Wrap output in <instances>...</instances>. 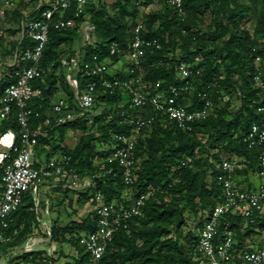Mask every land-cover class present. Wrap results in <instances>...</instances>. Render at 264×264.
Segmentation results:
<instances>
[{
	"label": "trees",
	"instance_id": "trees-1",
	"mask_svg": "<svg viewBox=\"0 0 264 264\" xmlns=\"http://www.w3.org/2000/svg\"><path fill=\"white\" fill-rule=\"evenodd\" d=\"M36 1L34 0L33 8ZM135 1L137 0H114L112 6L102 5L100 8H93L89 3L87 21L93 27V44L86 43L84 46L80 44L78 48L75 47L80 30L78 27L50 31L41 61L43 67L49 68V73L43 82L35 83L41 89L42 95L31 104L32 107L41 106V110L45 111L50 100L60 91L68 96L72 95L71 87L65 78L56 74L60 66L61 47H70L68 59L75 57L76 52L80 51L84 60H88L92 55L106 57L107 45L111 42L118 43L123 52L127 50L132 28L139 14ZM226 2L227 0H183L186 11L183 20L166 5L154 11L148 10L142 15L146 27L145 36L157 38L161 44L159 50L146 51L141 63L144 81L151 86L160 81L161 88L170 84L176 85L180 83L175 75L177 64L201 66V75L193 78L194 93L206 85L215 84L212 97L214 109L208 119L196 125L192 134L156 122L151 131L140 139L137 146L139 163L133 196H138L148 188H152L153 192L146 201L143 217L131 223L129 232L116 233L113 241L107 246L104 258L111 264H198L195 259L196 232H189L186 244H179L168 237L170 230L166 224L176 219V227H179L183 224V214L189 212L196 217L195 228L202 226L220 199L221 189L216 179L218 170L214 164L222 157L240 158L245 164V176L254 172L257 167L258 152L248 149L242 138L250 124L257 122L260 117L256 107L264 101V94L254 87L253 76L256 72V57H260L261 68L264 70V51L256 48V42L247 33L239 30L240 23L246 18L243 10L232 12L227 17L238 34L221 23H218L219 32L207 34V39L205 36L198 37L193 31L195 22L192 16L208 9L211 12L217 11ZM33 14L31 11L29 16ZM65 16L71 17L70 11ZM19 32L20 28L13 33ZM222 39V45L218 46L216 43ZM20 46L18 39L12 42L8 51L9 60ZM119 59L118 56L112 57L114 62ZM6 69L8 72L12 71L11 67L7 66ZM11 80L8 77L0 80V97ZM236 96L240 105L231 113L230 102ZM189 99L193 102L189 109L197 107L196 98ZM121 101L120 92L113 96L101 95L97 103L101 114L92 125L88 126L85 121L67 123L39 138L35 150L40 159L41 155L46 159L54 155L70 156L72 166L79 174L93 176V186L85 191L68 190L60 184L52 186L53 190L77 193L79 200L87 205H90L91 198L97 191L104 195L107 202L121 201L124 186L120 176L103 174L104 169L108 168L104 162L109 154L106 147L114 143L109 131L128 133L130 125L119 124L120 114L126 111L136 112L131 110L128 104L121 106ZM108 115H111V118ZM228 115H231L230 118L225 119ZM8 130L18 135L19 127L13 116L0 121V134ZM70 131L81 133L72 148L62 144ZM187 159L190 160L189 164L177 169L179 164ZM1 175L0 168V177ZM35 208L32 194L29 192L25 195L22 205L9 217V226L4 231L7 241L0 249L18 232L28 231L33 223H38ZM231 220L236 221L233 225L237 235V247H243L250 229L243 228L238 218ZM261 220L264 223V215ZM94 229L95 219L91 212L86 214L81 222L60 228L62 235H70L66 241L77 253L73 264H88V256L80 244V236ZM44 254L43 250H37L16 256L15 259L20 258L30 264H43L42 261H49L46 264L56 262L57 259Z\"/></svg>",
	"mask_w": 264,
	"mask_h": 264
},
{
	"label": "built area",
	"instance_id": "built-area-1",
	"mask_svg": "<svg viewBox=\"0 0 264 264\" xmlns=\"http://www.w3.org/2000/svg\"><path fill=\"white\" fill-rule=\"evenodd\" d=\"M89 3L90 0H37L33 16L20 26L17 39L21 46L16 48L8 63L12 71L7 70L0 78L12 79L0 97V121L13 116L19 127L18 135L11 130L0 134V247L7 241L4 231L9 226V217L22 205L25 195L31 193L35 184H60L62 188L74 191H85L93 186V176L79 174L72 166L70 156L54 155L42 161L36 155L35 147L41 136H47L67 123L85 121L88 126L92 125L101 114L98 97L120 92V105L128 104L136 112L120 114L119 124L130 125L128 133L109 131L114 143L106 147L109 154L104 162L108 168L103 174L119 175L124 193L121 201L107 202L100 191L95 192L88 205L95 219V229L80 236L88 264H111L104 258L107 246L116 233L129 232L131 223L143 217L146 201L153 192L148 188L133 196L140 139L156 122L192 134L196 125L213 112L215 84L206 85L194 93L193 78L201 75L202 67L185 63L175 66L179 84L161 88L160 81L155 86L144 81L141 63L146 51L159 50L161 44L157 38L145 36L143 13L166 5L183 20L186 11L183 0H137L135 6L139 14L127 50L123 52L118 43L111 42L107 45L106 57L92 55L88 60L77 51L71 59L74 63V78L70 84L72 95L60 91L50 100L45 111L41 106L32 107L31 104L42 95L35 83L43 82L49 73V68L43 67L41 61L50 31L78 27L84 35L82 46L95 43L91 37L93 27L87 21ZM11 6V0L1 4L0 16H4ZM68 11L71 17L65 16ZM115 56L120 58L119 61L112 60ZM255 65L254 87L264 94V70L260 57H256ZM111 68L115 71L111 72ZM189 97L196 98L197 107L189 109L193 104ZM256 112L259 120L250 124L242 138L248 149L258 152L255 171L245 176V164L235 156L222 157L214 164L218 170L216 179L221 195L197 229L195 259L198 264H264V223L261 220L264 215V101L258 104ZM189 161H182L177 169L186 167ZM231 218L240 219V225L250 229L243 247H237L233 225L236 221Z\"/></svg>",
	"mask_w": 264,
	"mask_h": 264
},
{
	"label": "rangeland",
	"instance_id": "rangeland-1",
	"mask_svg": "<svg viewBox=\"0 0 264 264\" xmlns=\"http://www.w3.org/2000/svg\"><path fill=\"white\" fill-rule=\"evenodd\" d=\"M6 0H0V5ZM11 9L5 11L4 16H0V78L7 72V66L10 62L8 51L11 49L12 42L19 37V33H13L28 19L33 10L34 0H11ZM114 0H90L93 8H100L102 5L112 6ZM112 14V8L109 9ZM243 10L246 18L240 23L239 30L247 33V35L256 42V48L264 51V0H227L226 4L220 6L217 11L211 12L209 9L192 16L195 22L193 31L198 37L207 34L219 32L218 23L228 26L233 30L232 23L228 22L227 17L232 12ZM227 37L224 38L226 40ZM222 40L216 44L222 45ZM84 42L82 30H79L78 39L75 47L78 48ZM209 45V44H208ZM60 66L57 68L56 74L62 75L70 85L73 81V66L70 55V47L65 45L59 49ZM65 63V64H64ZM64 64V65H63ZM115 68H111L114 72ZM227 100V98H225ZM238 97H233L230 102L229 112H234L239 107ZM230 113V114H231ZM231 115L225 116L229 119ZM80 132H68L64 139L63 145L73 147L77 143ZM44 155H41L43 161ZM45 183L37 185L40 203L35 208L38 223H33L28 231L18 232L11 241L0 249V264H30L16 256H21L26 252H35L43 250L44 256L57 259L54 264H73L77 255L74 248L68 240L70 235H62L60 228L69 227L73 223L81 222L86 214L89 213V206L79 200L77 193L59 192L55 190L41 189ZM182 204H180L181 206ZM179 206V207H180ZM195 215L185 212L183 214V224L176 227V219L166 224L170 230L169 238H173L179 244H186L189 232H197L195 228ZM54 232V233H51ZM53 234V235H52ZM43 258V257H42ZM43 264L49 261H42Z\"/></svg>",
	"mask_w": 264,
	"mask_h": 264
},
{
	"label": "crops",
	"instance_id": "crops-1",
	"mask_svg": "<svg viewBox=\"0 0 264 264\" xmlns=\"http://www.w3.org/2000/svg\"><path fill=\"white\" fill-rule=\"evenodd\" d=\"M42 184H43V183H42ZM37 185H40V186H41V183H37V184H35L34 189L31 191V194H32V197H33V200H34V204H35L36 207H37V206L39 205V203H40L39 196H38V192H40V190H39V191H36V187H37ZM51 185H52V184L45 183V185L42 186L41 189H45V191H46V189H48V190L51 189V190H52L53 188H52Z\"/></svg>",
	"mask_w": 264,
	"mask_h": 264
}]
</instances>
